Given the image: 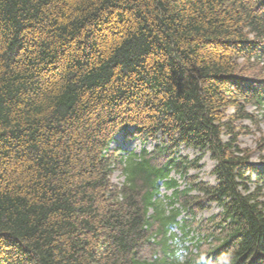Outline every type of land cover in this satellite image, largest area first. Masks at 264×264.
Returning a JSON list of instances; mask_svg holds the SVG:
<instances>
[{
	"label": "trees",
	"instance_id": "trees-1",
	"mask_svg": "<svg viewBox=\"0 0 264 264\" xmlns=\"http://www.w3.org/2000/svg\"><path fill=\"white\" fill-rule=\"evenodd\" d=\"M262 119L264 0H0V264H264Z\"/></svg>",
	"mask_w": 264,
	"mask_h": 264
},
{
	"label": "rangeland",
	"instance_id": "rangeland-1",
	"mask_svg": "<svg viewBox=\"0 0 264 264\" xmlns=\"http://www.w3.org/2000/svg\"><path fill=\"white\" fill-rule=\"evenodd\" d=\"M248 110L252 111L253 107L249 106L247 107ZM232 109H228V113H230ZM247 128L248 131L245 133H242L239 136V143L241 146H246L251 149V162H254L257 164V166L261 167L260 163L264 161V146H260L258 143L259 141H263L264 138V120H260L257 126L251 124L249 121L243 122ZM155 143L152 140H148L146 142H141L139 139H129L125 140L123 139L122 133H118L114 140L111 142L110 147H120L122 149L123 154H128V152L133 151L138 153L141 149L146 148L148 150H151L154 147ZM180 155L187 156L190 159L196 157L199 155V151L183 147L180 150ZM199 165H201L200 169L198 170H190V173H197L199 178L203 181H207L211 184L216 183L215 176L211 173V170L213 169L215 162L211 159L208 152L204 153L202 158L198 162ZM172 176L177 179V181L180 184V187H184L183 180L177 175L172 173ZM111 181L113 183H120L123 181V176L120 174L118 170H115L111 175ZM161 193H168L169 190L165 191L164 188L160 189ZM219 211V207H217L215 204H211V208L208 210H204L200 213H198L197 217H208L209 215L213 213H217ZM183 216V214H182ZM181 216V217H182ZM176 230V228H175ZM195 235V231H191L190 234L185 238L184 244H188L190 242L191 235Z\"/></svg>",
	"mask_w": 264,
	"mask_h": 264
}]
</instances>
